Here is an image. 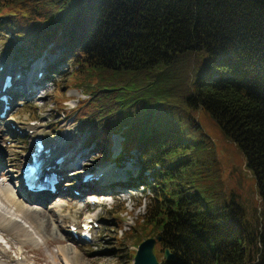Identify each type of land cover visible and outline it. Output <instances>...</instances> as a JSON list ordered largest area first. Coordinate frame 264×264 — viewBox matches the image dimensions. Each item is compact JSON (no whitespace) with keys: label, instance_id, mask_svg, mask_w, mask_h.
Listing matches in <instances>:
<instances>
[{"label":"trees","instance_id":"1","mask_svg":"<svg viewBox=\"0 0 264 264\" xmlns=\"http://www.w3.org/2000/svg\"><path fill=\"white\" fill-rule=\"evenodd\" d=\"M21 2L24 24L1 30L14 49L71 64L88 107L79 130L106 149L119 133L120 156L141 161L126 185L151 194L129 237L159 236L174 258L157 264H264V0H0V17ZM201 112L242 153L259 222L194 183L209 151Z\"/></svg>","mask_w":264,"mask_h":264},{"label":"rangeland","instance_id":"2","mask_svg":"<svg viewBox=\"0 0 264 264\" xmlns=\"http://www.w3.org/2000/svg\"><path fill=\"white\" fill-rule=\"evenodd\" d=\"M26 4L21 2L20 9L10 7L0 17V69L3 65L0 70V84L3 85L5 72L11 66L14 74H19L20 70H27L26 75L20 78L24 90L27 86L25 80L32 79L35 73L43 76L34 83L36 87L33 92L17 95L9 110L0 116V147L3 149L0 170L2 168L9 170L6 175L12 176L9 180L10 187L14 188L16 196L22 198L21 211L27 213L17 214L13 210V205L0 196L4 200L3 204L0 202V264H10V259L16 258L17 251L21 254L17 259L24 258V264H63V255H66L64 251L68 252L67 248L70 246L76 247L78 264H132L137 245L147 237L136 242L129 237L128 232L133 230L132 227L136 225L139 216L144 213L146 196L151 194V189L143 187L140 183L126 184L140 170L141 161L134 150L131 151L132 155L120 156L122 136L119 133L111 135L110 147L106 149L104 146L100 147L102 146L100 143L103 144L105 139L94 140L89 137L86 130H79L78 121L88 107L81 88L73 85L71 64L66 62L64 65H58L57 71H52L48 67L57 55L53 56L51 53L37 55L19 48L20 46L19 49H14L19 45V39H14L9 31L1 30H17L12 23L16 27L24 24L25 20L21 13ZM195 118L204 134L203 138L209 143V151L201 158L199 168L201 178L196 179L194 183L209 190L216 204L237 202L247 221L253 222L256 218L259 222L260 198L255 178L246 166L242 153L208 115L201 112ZM26 123L35 124L37 129L32 131L20 128ZM38 134L44 137L46 143L55 145L60 143L63 150L66 149V153L72 149L83 152L75 164L69 162L73 164L72 168L68 169L70 172L63 171L64 182L60 181L61 184L57 187L61 196H54L55 200L61 197L60 201L64 203L60 211L58 206L49 210L46 204L25 201L23 197L24 192L18 179L19 168L26 159L34 136ZM108 152L110 157H106L109 156ZM114 160L117 165L114 164ZM97 167L108 168L101 181L119 180L99 189L100 191L110 189L112 190H109L110 192L95 196L81 193L83 174L97 173L95 170ZM143 173L150 175L147 171ZM148 179L152 180V177L149 176ZM83 184L85 188L91 187L87 182ZM31 208L35 210L34 213L30 211ZM57 210L62 219L56 220L53 215V211ZM49 211L52 221L48 222ZM9 213L17 214V218H22L29 226L28 221L34 224L30 226L32 229L29 235L32 240L25 232L15 234L11 230L10 225L16 227L14 221H9L10 225L2 223V218L10 215ZM83 215L93 217L98 225L90 240L75 237L72 239L73 235L67 231V225L73 220L78 224ZM55 222L58 223L59 229L54 226ZM123 230L126 231L121 234ZM157 241L153 250L154 253L158 251L156 257L159 262L163 252L159 250Z\"/></svg>","mask_w":264,"mask_h":264},{"label":"bare ground","instance_id":"3","mask_svg":"<svg viewBox=\"0 0 264 264\" xmlns=\"http://www.w3.org/2000/svg\"><path fill=\"white\" fill-rule=\"evenodd\" d=\"M7 69H8L7 72L13 73L12 83H11L10 87L4 88V89H2V86L0 85V94H3V93H7L8 94V97H7V105L10 108L11 105H12V103H13V101H14V98L17 95L25 94V93H28V92H33V90L36 87V85L34 86V83L37 82L38 80L42 79L43 76L41 75L40 77H38L37 75H35L36 74L35 73L32 79L25 80L27 86H26V88L24 90L23 87H22L20 78H22V77H24L26 75L27 70H23V71L20 70V73L19 74H14V71H11L13 69L12 66L10 68H7ZM3 105H4V102L3 101H0V106H3ZM0 111H2V108H0ZM7 127L10 129V125H8ZM20 128L34 131V130L37 129V126L35 124L26 123V124H24V126H22ZM38 136H40V135H38ZM46 145L49 148V152H50L49 160L50 161H53L55 159V157H57L59 155H63V161L60 162L59 164H55L54 167H56V168H61V167L63 168L66 164H68L71 161L74 162V164H75V161H77L78 158L80 157V155L83 154V152H81V150L80 151H77L76 149L75 150L72 149L69 153H66L65 152L66 149L63 150L62 145L60 143L57 144V145L46 143ZM2 150H3L2 147H0V158L2 156ZM31 151H32V144L30 146V151L29 152H31ZM1 164L2 163H1V160H0V165ZM97 170L99 172H101V174L98 177H96V178H89L86 181H83L81 179V186H83V187H81L82 188L81 193L83 192L86 195H93V196H95V195H99V194L104 193V192H110V191H112L110 189L104 190V191H100L99 189L100 188H106L107 187L106 185L110 186L113 183V181L119 180V179H113L112 181H108V182L101 181L100 179L104 176V174L108 170V168L107 167H105V168H103V167H97ZM8 172H9V170H6V168H2L0 170V173H1L0 174V196H2V198L5 201H7L8 203H10V204L13 205L14 212H16L17 214H20V215H22L21 213H23V215L24 214H27V213H24L25 211L24 212L21 211V208L23 206V204H22V198L20 196L19 197L16 196L17 195L16 191L14 190V188L10 187L9 180H10V178H12V176L11 177H7L6 174ZM83 182H87L88 184L91 185V187L90 188L89 187L85 188V185L83 184ZM94 187H96L97 189H93ZM21 189L24 192L23 197H24V200L25 201H29V202L35 201V202H38L40 204H46V208L49 209V210L50 209L53 210L54 207H57L58 206L59 207L58 210L60 211L61 210V205H64V203H61L60 198L57 199V200H55V198H52L53 194L51 192H49V191L33 192V191H28L23 186H21ZM66 190H67V188H66ZM95 190H97V191H95ZM18 195H20V193ZM3 199L0 198V202H2V204L4 203V200ZM24 207H26V206H24ZM32 208L30 209V211L32 210ZM26 209L28 210V208H26ZM58 210H57V212L53 211V215L56 217V220L62 219V216L60 215V213H59ZM34 211L35 210L33 209L31 212L34 213ZM9 214L10 215H6L5 217L2 218V223L10 225L9 224V221H14L16 223V227L10 225L11 230H13V232L15 234H19L20 231L25 232L27 234V236L30 237V235H29L30 234V229H32L31 227L34 226V224L32 225L28 221V223L31 226L30 227L27 223H24L22 221V218H17V216H18L17 214H11V213H9ZM48 215H49L48 216L49 217L48 222L49 221H52L51 218H50V215H51L50 211L48 212ZM43 224H45V223H43ZM70 225H76L75 222H74V220L69 225H67V227H68L67 231H69ZM54 226L57 229H59L57 222L54 223ZM39 228L41 229V227H39ZM65 233H67V232H65ZM30 239L32 240L31 237H30ZM72 239H75V238L72 237ZM67 249H68V252L67 251H64V253L67 256L66 255H63V258H64V263L63 264H78L77 263L78 262V260H77V253L78 252L76 250V247L70 246ZM18 255H21V254H20V252L17 251L16 254H15L16 258H13L12 257L10 259V264H24V258L22 257L23 259H17V256Z\"/></svg>","mask_w":264,"mask_h":264},{"label":"water","instance_id":"4","mask_svg":"<svg viewBox=\"0 0 264 264\" xmlns=\"http://www.w3.org/2000/svg\"><path fill=\"white\" fill-rule=\"evenodd\" d=\"M157 240H159V236L143 239L136 247L132 264H157L158 260L153 250V246ZM162 258L173 259L174 255L168 249H164Z\"/></svg>","mask_w":264,"mask_h":264}]
</instances>
